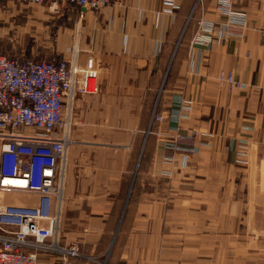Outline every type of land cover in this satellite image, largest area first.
<instances>
[{"label": "crops", "instance_id": "0c3cea01", "mask_svg": "<svg viewBox=\"0 0 264 264\" xmlns=\"http://www.w3.org/2000/svg\"><path fill=\"white\" fill-rule=\"evenodd\" d=\"M164 1H0V55L97 62L94 92L63 111L58 243L79 247L68 264H264V0H229L241 25L217 0ZM201 24L206 48L191 46ZM220 72L244 86L229 92ZM37 200L0 193V205Z\"/></svg>", "mask_w": 264, "mask_h": 264}, {"label": "built area", "instance_id": "2783aa9c", "mask_svg": "<svg viewBox=\"0 0 264 264\" xmlns=\"http://www.w3.org/2000/svg\"><path fill=\"white\" fill-rule=\"evenodd\" d=\"M18 1L58 8V0ZM63 1L92 11H100L111 3ZM217 3L229 22L245 23V14L234 11L229 0ZM164 4L174 7L171 0ZM212 33L210 26L201 24L191 46L206 48L213 40ZM96 76L97 62L90 54L81 64L75 59L50 61L0 55V193H24L38 198L34 206L0 205V264H41L39 255L45 251L58 253L62 264L80 256L76 243L59 245V215L53 209L59 207L63 198V175L58 167L64 163L71 143L69 122L63 111L75 94L94 92ZM216 81L229 92L244 86L231 73H218ZM162 119L153 110L150 122Z\"/></svg>", "mask_w": 264, "mask_h": 264}, {"label": "trees", "instance_id": "16d2710c", "mask_svg": "<svg viewBox=\"0 0 264 264\" xmlns=\"http://www.w3.org/2000/svg\"><path fill=\"white\" fill-rule=\"evenodd\" d=\"M50 61H51V60H50ZM151 125H152V124H151ZM151 127H152V126H151ZM108 242H109V237L105 236V237L102 238V240H101V243H102L101 248H102V250H103V248H106Z\"/></svg>", "mask_w": 264, "mask_h": 264}, {"label": "rangeland", "instance_id": "374dc122", "mask_svg": "<svg viewBox=\"0 0 264 264\" xmlns=\"http://www.w3.org/2000/svg\"><path fill=\"white\" fill-rule=\"evenodd\" d=\"M37 59H40V60H42V57H39V58H37ZM96 79V78H95ZM102 264H107V261L105 260V261H102Z\"/></svg>", "mask_w": 264, "mask_h": 264}]
</instances>
